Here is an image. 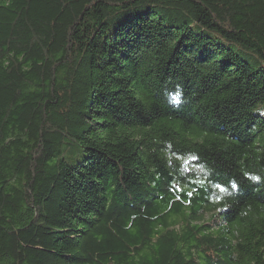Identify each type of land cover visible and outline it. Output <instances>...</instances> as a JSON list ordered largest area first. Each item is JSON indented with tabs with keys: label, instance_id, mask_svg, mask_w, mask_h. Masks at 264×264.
<instances>
[{
	"label": "trees",
	"instance_id": "obj_1",
	"mask_svg": "<svg viewBox=\"0 0 264 264\" xmlns=\"http://www.w3.org/2000/svg\"><path fill=\"white\" fill-rule=\"evenodd\" d=\"M264 0H0V264H264Z\"/></svg>",
	"mask_w": 264,
	"mask_h": 264
},
{
	"label": "rangeland",
	"instance_id": "obj_2",
	"mask_svg": "<svg viewBox=\"0 0 264 264\" xmlns=\"http://www.w3.org/2000/svg\"><path fill=\"white\" fill-rule=\"evenodd\" d=\"M258 112H261L262 114H264V103L263 102L259 105Z\"/></svg>",
	"mask_w": 264,
	"mask_h": 264
}]
</instances>
